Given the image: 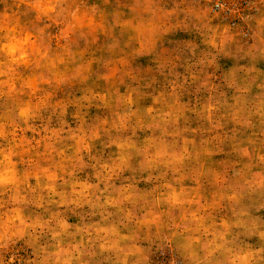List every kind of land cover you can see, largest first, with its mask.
I'll use <instances>...</instances> for the list:
<instances>
[{
    "label": "clouds",
    "instance_id": "obj_1",
    "mask_svg": "<svg viewBox=\"0 0 264 264\" xmlns=\"http://www.w3.org/2000/svg\"><path fill=\"white\" fill-rule=\"evenodd\" d=\"M0 264H264V0H0Z\"/></svg>",
    "mask_w": 264,
    "mask_h": 264
}]
</instances>
